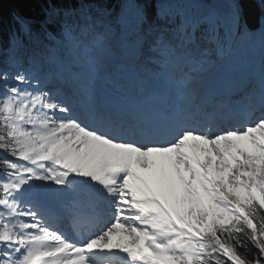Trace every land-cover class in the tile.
Listing matches in <instances>:
<instances>
[{
    "label": "snow or ice",
    "instance_id": "1",
    "mask_svg": "<svg viewBox=\"0 0 264 264\" xmlns=\"http://www.w3.org/2000/svg\"><path fill=\"white\" fill-rule=\"evenodd\" d=\"M33 2L0 12V264H264V105L239 102L264 58L240 84L236 56L264 48V0L251 21L243 0Z\"/></svg>",
    "mask_w": 264,
    "mask_h": 264
},
{
    "label": "trees",
    "instance_id": "2",
    "mask_svg": "<svg viewBox=\"0 0 264 264\" xmlns=\"http://www.w3.org/2000/svg\"><path fill=\"white\" fill-rule=\"evenodd\" d=\"M15 5H17L18 9L27 16H39L41 4L33 2V0H11ZM0 12H2L3 16L5 17V21L8 18V12L0 6ZM6 29V26H5Z\"/></svg>",
    "mask_w": 264,
    "mask_h": 264
},
{
    "label": "bare ground",
    "instance_id": "3",
    "mask_svg": "<svg viewBox=\"0 0 264 264\" xmlns=\"http://www.w3.org/2000/svg\"><path fill=\"white\" fill-rule=\"evenodd\" d=\"M257 1V0H256ZM258 3V2H257ZM53 187H61V186H55V185H52Z\"/></svg>",
    "mask_w": 264,
    "mask_h": 264
}]
</instances>
